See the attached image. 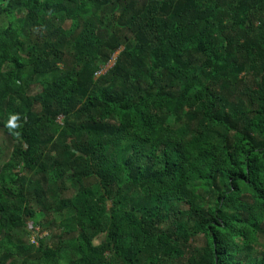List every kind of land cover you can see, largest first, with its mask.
Masks as SVG:
<instances>
[{
	"label": "trees",
	"instance_id": "1",
	"mask_svg": "<svg viewBox=\"0 0 264 264\" xmlns=\"http://www.w3.org/2000/svg\"><path fill=\"white\" fill-rule=\"evenodd\" d=\"M0 19V253L64 264L42 228L66 210V264H176L197 235L178 264H264V0H0Z\"/></svg>",
	"mask_w": 264,
	"mask_h": 264
},
{
	"label": "rangeland",
	"instance_id": "2",
	"mask_svg": "<svg viewBox=\"0 0 264 264\" xmlns=\"http://www.w3.org/2000/svg\"><path fill=\"white\" fill-rule=\"evenodd\" d=\"M5 24L4 19H0V26ZM69 25V21L64 22V27H67ZM117 52L113 55L112 58L116 56ZM111 58V59H112ZM110 59V60H111ZM112 64L111 62L108 63L106 66L109 67ZM40 85L38 84L37 81H34L30 84L29 89H28V94H34L40 90ZM34 109L37 111L39 110V106L35 105ZM61 117L57 118L58 122H61ZM0 163L2 161H6L9 159V154L11 151V140L7 134L4 133L2 127L0 126ZM20 170V178H24L26 181H37L39 179L40 173L34 171H29L26 169H22V167L18 168ZM80 183L88 184V181H80ZM28 185V184H27ZM30 190V188H29ZM76 190L75 185H69V182L66 181L65 188L62 190V196L63 197H69L71 196ZM135 190V189H133ZM179 209L182 215L184 216V212L186 209V206L183 203H179ZM68 214V211H62L59 214H56L54 216V219L52 223L49 225L47 224L45 227H41L42 230H46L47 236L43 237L44 239L42 240L43 244L45 245H57L60 246L61 248V254L67 256V261L69 258H71V254L74 252V246H75V241L73 239V234L68 235H62L60 228L58 227L57 223L59 218L64 217L65 215ZM184 220V217H183ZM26 221V220H25ZM27 222H32L31 220H28ZM11 238L18 242V243H27L29 241L30 233H28L26 224L23 222L22 224L18 225L12 231L9 232ZM62 237V243L59 242V239ZM103 240V236H98L97 238L93 239L94 243H98ZM203 245V238L201 235H197L189 240L188 242H184L183 245H181L179 248L181 250L180 256L176 260V264L179 262H183L185 258L189 254H197L200 251L201 246ZM263 250V247L257 246L256 247V254L259 256ZM66 261V262H67ZM66 262L64 264H66ZM0 264H19V260L15 256H9L4 253H0Z\"/></svg>",
	"mask_w": 264,
	"mask_h": 264
},
{
	"label": "built area",
	"instance_id": "3",
	"mask_svg": "<svg viewBox=\"0 0 264 264\" xmlns=\"http://www.w3.org/2000/svg\"><path fill=\"white\" fill-rule=\"evenodd\" d=\"M28 229H29V231H30V237H29V240L31 241V242H34V237H35V234H36V232L35 231H38V227H34L33 225H32V222H28Z\"/></svg>",
	"mask_w": 264,
	"mask_h": 264
},
{
	"label": "clouds",
	"instance_id": "4",
	"mask_svg": "<svg viewBox=\"0 0 264 264\" xmlns=\"http://www.w3.org/2000/svg\"><path fill=\"white\" fill-rule=\"evenodd\" d=\"M18 120V116L17 115H11L8 119V126L9 127H17L16 121Z\"/></svg>",
	"mask_w": 264,
	"mask_h": 264
}]
</instances>
